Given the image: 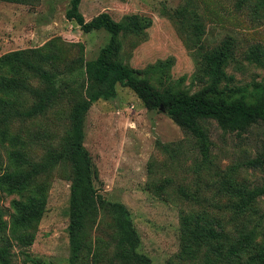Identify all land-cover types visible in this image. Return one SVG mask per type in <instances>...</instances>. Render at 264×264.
<instances>
[{
    "label": "rangeland",
    "instance_id": "1",
    "mask_svg": "<svg viewBox=\"0 0 264 264\" xmlns=\"http://www.w3.org/2000/svg\"><path fill=\"white\" fill-rule=\"evenodd\" d=\"M187 5L204 25L200 44L175 15ZM68 6L69 0H0V58L38 50L47 58L42 67L56 73L64 93L44 115L9 126L10 134L26 142L25 152L33 162L59 147L69 129L70 87L79 89L85 82L82 63L94 60L109 41L104 31L84 34L66 20ZM79 10L86 20L106 12L120 22L121 47L113 60L142 73L164 92L200 90L204 83L197 79L199 55L218 47L227 36L236 42L237 62L226 69L235 85L251 90L264 84V69L245 58L255 47L264 50V0L259 12L252 7L237 9L234 0H82ZM29 79L30 86L40 87ZM20 99L24 107L32 104L28 96ZM205 125L210 141L206 160L192 137L165 114L147 110L126 87L117 85L115 98L98 100L86 114L84 147L95 170V186L105 200L127 208L140 240L137 252L151 264H179L182 214L205 211L231 232L247 215L235 209L237 192L264 188V123L240 134L224 132L214 121ZM44 179L46 212L33 245L25 251L28 256L14 247L13 264H69L66 229L72 172L62 164ZM14 198L4 196L0 202L6 213ZM252 205L249 227L258 224V240L264 241V194ZM115 236L108 215L88 225L82 264H117L112 260Z\"/></svg>",
    "mask_w": 264,
    "mask_h": 264
},
{
    "label": "trees",
    "instance_id": "2",
    "mask_svg": "<svg viewBox=\"0 0 264 264\" xmlns=\"http://www.w3.org/2000/svg\"><path fill=\"white\" fill-rule=\"evenodd\" d=\"M81 1L69 0L66 20L74 22L84 34L104 31L109 41L94 60L82 63L85 82L79 89L70 87L69 129L59 147L50 148L38 162L31 161L25 152L26 142L10 134L9 126L13 121L44 115L62 101L64 93L58 88L56 73L42 67L47 58L38 50L12 52L0 58V202L4 196L15 197L10 202L11 212L6 213L0 205V264H13L14 247L28 256L25 251L33 245L37 225L46 212L48 187L44 177L62 164L69 165L72 172L66 229L69 264H82L87 248L86 228L106 215L112 218L116 233L112 260L117 264H151L149 258L137 252L140 240L127 208L99 194L91 157L84 147L87 112L98 100L115 98L117 85L130 89L147 110L165 114L192 137L205 160L210 148L207 122L214 121L222 131L237 134L245 133L258 122L264 123V84H255L249 90L248 86H236L234 76L226 73L227 67L237 62L236 42L230 38L233 36H227L218 47L200 53L197 79L204 83L200 90L192 94L164 92L142 73L113 60L121 47L123 25L106 12L86 20L79 10ZM261 1L234 0V6L252 7L259 12ZM175 15L200 44L205 32L197 11L187 5L177 9ZM263 56L264 50L255 47L245 58L264 69ZM29 78L37 80L40 87L30 86ZM23 96L32 99L29 107L22 105ZM238 193L240 200L235 209L247 215L243 216L244 223L231 232L205 211L182 214L179 264L194 260L199 264H264V241L258 240L259 225L249 227L255 210L252 203L264 194V188Z\"/></svg>",
    "mask_w": 264,
    "mask_h": 264
}]
</instances>
